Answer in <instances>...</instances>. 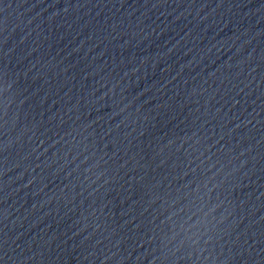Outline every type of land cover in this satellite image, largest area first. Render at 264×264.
Listing matches in <instances>:
<instances>
[{
    "label": "water",
    "instance_id": "obj_1",
    "mask_svg": "<svg viewBox=\"0 0 264 264\" xmlns=\"http://www.w3.org/2000/svg\"><path fill=\"white\" fill-rule=\"evenodd\" d=\"M0 264H264V0H0Z\"/></svg>",
    "mask_w": 264,
    "mask_h": 264
}]
</instances>
